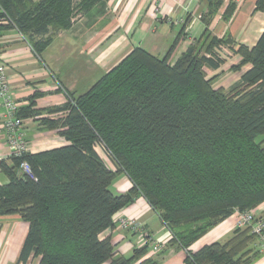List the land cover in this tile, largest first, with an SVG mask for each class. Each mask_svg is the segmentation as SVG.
Returning a JSON list of instances; mask_svg holds the SVG:
<instances>
[{
  "label": "trees",
  "instance_id": "16d2710c",
  "mask_svg": "<svg viewBox=\"0 0 264 264\" xmlns=\"http://www.w3.org/2000/svg\"><path fill=\"white\" fill-rule=\"evenodd\" d=\"M102 1L0 0L6 23L0 36L15 29L40 56L54 35ZM255 11H264V0ZM230 44L205 32L174 62L176 43L164 57L137 47L89 92L47 111L62 117L43 124L60 130L69 144L0 164L9 179L0 185V217L29 224L21 262L34 256L39 264H134L148 245L131 258L117 257L111 240L100 235L116 228L115 216L140 195L171 232L158 255L180 247L191 264H252L263 254L251 227L236 228L224 243L189 250L237 212L264 204V32L252 48ZM223 47L241 57L232 71L250 65L230 92L215 88L216 76L205 71L224 65ZM34 104L19 108L18 116L43 114ZM24 161L31 175L22 171ZM119 173L133 187L115 194L111 185Z\"/></svg>",
  "mask_w": 264,
  "mask_h": 264
},
{
  "label": "crops",
  "instance_id": "0c3cea01",
  "mask_svg": "<svg viewBox=\"0 0 264 264\" xmlns=\"http://www.w3.org/2000/svg\"><path fill=\"white\" fill-rule=\"evenodd\" d=\"M105 0L96 4L77 18L71 29L53 36L51 43L39 56L28 40L15 29H7L0 36V60L7 68V76L19 108L27 109L34 102L33 110L43 114L24 118V131L28 145L27 153L37 154L67 146L69 142L60 130L50 129L43 120L54 121L61 114L48 113L49 109L62 107L69 95L80 97L112 68L118 65L132 50L139 47L147 52L164 57L176 43L171 55L174 62L201 36L208 32L217 38L231 40V49L238 45L252 48L264 32V11H255L257 0ZM5 22H0L5 25ZM230 58L218 69L205 68L208 78L216 76L215 88L226 91V85L240 84L241 71L231 70L241 62V57L229 48ZM230 72L228 80L223 76ZM236 79V80H235ZM34 96L35 97L34 99ZM5 108L0 103V164H11L13 153L3 127ZM97 151L106 164L115 170L114 163L104 152ZM8 177L0 169V185L7 184ZM133 187L125 173H119L113 181V193L122 194ZM264 213V204L257 208ZM137 220L143 230L162 245L171 240V232L163 221L140 195L134 203L116 216ZM234 214L225 220L189 249L192 252L214 242L224 243L236 229ZM29 232V224L18 216L0 217V264H39L40 258L30 256L20 261L21 252ZM109 238L117 257L131 258L135 251L146 246L140 233L116 228L100 235ZM162 255L151 250L134 264L153 259L158 264H191L187 251L180 247H168ZM252 264H264V253Z\"/></svg>",
  "mask_w": 264,
  "mask_h": 264
},
{
  "label": "built area",
  "instance_id": "2783aa9c",
  "mask_svg": "<svg viewBox=\"0 0 264 264\" xmlns=\"http://www.w3.org/2000/svg\"><path fill=\"white\" fill-rule=\"evenodd\" d=\"M211 2L216 0H209ZM0 103L5 108L3 127L7 133L8 143L12 148L13 156L22 157L27 153L28 145L24 131V120L18 116L19 104L15 101L7 76V68L0 60ZM97 150V149H96ZM22 171L31 175L30 165L24 161L20 165ZM236 228L251 227L258 236L255 246L264 253V221L257 210L236 213ZM117 223L124 230L140 233L153 253H158L162 245L152 235L146 233L142 225L135 219L120 217Z\"/></svg>",
  "mask_w": 264,
  "mask_h": 264
},
{
  "label": "rangeland",
  "instance_id": "374dc122",
  "mask_svg": "<svg viewBox=\"0 0 264 264\" xmlns=\"http://www.w3.org/2000/svg\"><path fill=\"white\" fill-rule=\"evenodd\" d=\"M75 18H77V16L75 15L74 17H73V19H75ZM222 56H223V58L225 59V60H227V59H229L230 58V53H229V51H223L222 52ZM229 74H230V72H227L226 73V75L225 76H223V81L224 80H228L227 78L229 77ZM236 80V79H235ZM233 84V82H231L229 85H226L225 87H226V92H230V91H232L236 86H234V85H232ZM98 150L100 151V152H103L102 151V148H100V147H98ZM111 190L112 191H115V190H113V188H111ZM116 193V192H115Z\"/></svg>",
  "mask_w": 264,
  "mask_h": 264
}]
</instances>
